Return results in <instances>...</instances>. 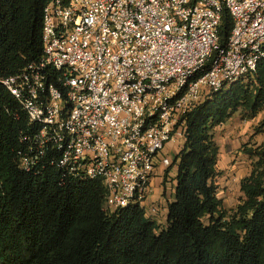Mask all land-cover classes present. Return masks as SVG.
<instances>
[{
	"label": "built area",
	"instance_id": "obj_1",
	"mask_svg": "<svg viewBox=\"0 0 264 264\" xmlns=\"http://www.w3.org/2000/svg\"><path fill=\"white\" fill-rule=\"evenodd\" d=\"M43 43L39 63L2 80L39 127L25 169L56 151L68 175L104 181L105 209L141 205L155 217L146 202L183 117L264 58V0H52Z\"/></svg>",
	"mask_w": 264,
	"mask_h": 264
},
{
	"label": "trees",
	"instance_id": "obj_2",
	"mask_svg": "<svg viewBox=\"0 0 264 264\" xmlns=\"http://www.w3.org/2000/svg\"><path fill=\"white\" fill-rule=\"evenodd\" d=\"M51 1L0 0V264H264V141L246 149L252 167L240 182L243 195L226 208L215 138L238 112L247 119L264 114V58L254 73L183 117L174 200L161 226L141 205L105 209L104 181L68 175L56 151L24 167L26 138L39 127L2 80L43 58ZM232 26L225 10L222 46Z\"/></svg>",
	"mask_w": 264,
	"mask_h": 264
},
{
	"label": "rangeland",
	"instance_id": "obj_3",
	"mask_svg": "<svg viewBox=\"0 0 264 264\" xmlns=\"http://www.w3.org/2000/svg\"><path fill=\"white\" fill-rule=\"evenodd\" d=\"M263 120V113L259 114L255 118L247 119L244 118V116L240 112H238L228 122L217 127L215 132L216 141L219 143L222 150H225L228 153L231 151V155H237L238 151L242 150L243 152L245 151L244 154H246V156L249 158V153H246V149L258 145L264 141ZM181 144L182 140L178 145H176L177 148L181 146ZM169 157L171 158V162L173 164L174 152L170 153ZM245 159L241 160V162H246ZM234 162L235 161L231 162V165H234ZM233 170L234 169L231 167L228 171V179L236 176L237 171H235L234 174ZM249 172L250 168H248L246 174H249ZM176 174V166L172 165L168 168L167 180L159 177V174L157 173V176L154 177L155 193L151 197H149L146 202L147 211L149 214L152 213L150 206H152L153 204L157 206L158 211L154 214V216L162 226L167 223L168 207L171 201L174 200V177L176 176ZM238 184L239 179H237L236 181H232L229 186H224L226 192L225 195L227 196V193H230V197L227 198H234L239 194Z\"/></svg>",
	"mask_w": 264,
	"mask_h": 264
},
{
	"label": "crops",
	"instance_id": "obj_4",
	"mask_svg": "<svg viewBox=\"0 0 264 264\" xmlns=\"http://www.w3.org/2000/svg\"><path fill=\"white\" fill-rule=\"evenodd\" d=\"M216 129H215V132H216ZM181 140H182V144H181V146H179L177 148L176 145H178ZM182 145H183V139H180L177 142H171L168 145V147L166 148L165 152H166V154L168 156L170 155V153L174 152V158H175V155L178 153V151L180 150ZM219 147H220V145H219ZM244 152L242 150H239L238 154L233 156V155H231L232 154L231 151L228 153L225 150H222L221 147H220L218 167H219V170L222 171V173L217 178V184L219 185L218 196H219L220 199L221 198L224 199L223 202H224V205H225L226 208L234 207L236 205V203L239 201V198L243 195V193L241 192V189H240V182L245 176L248 175V174H246V171H248V168H250V170H251V167H252V165H251L252 164V158L250 156L248 158L246 156V154H244ZM245 157H246V159H245ZM244 159L246 160V162L242 163L241 160H244ZM233 161H235L234 165H231V162H233ZM231 167L234 169L233 170L234 174H235V171H237L236 172V176L231 178L232 180L228 179V174H227ZM176 170H177V167H176ZM167 175L168 174H166L164 176H160L159 175V177L164 178L165 180H167ZM226 179H228V180H226ZM237 179H239V184H238L239 194L236 197H234V198H232V197L231 198H227V197H230V193L228 192L227 196L225 195L226 192H225V189H224L225 187L224 186H229L232 183V181H236ZM227 191H229V190H227ZM222 193H223L224 196L222 195ZM167 215H168V213H167Z\"/></svg>",
	"mask_w": 264,
	"mask_h": 264
}]
</instances>
